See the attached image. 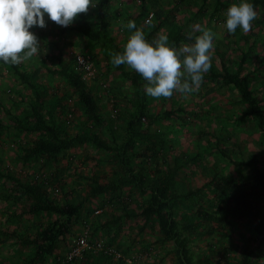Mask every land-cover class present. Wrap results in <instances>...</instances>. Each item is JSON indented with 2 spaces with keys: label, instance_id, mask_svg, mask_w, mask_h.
I'll return each instance as SVG.
<instances>
[{
  "label": "rangeland",
  "instance_id": "374dc122",
  "mask_svg": "<svg viewBox=\"0 0 264 264\" xmlns=\"http://www.w3.org/2000/svg\"><path fill=\"white\" fill-rule=\"evenodd\" d=\"M100 1L92 0L94 6L88 11L90 23L95 28L99 26ZM221 1L228 7L238 2ZM215 2L145 0L144 8L142 0H112L108 30L122 50L131 32L135 31L127 28L128 20L135 21L146 39L155 32L156 39L166 35L168 43L179 33L195 40L201 34L200 28H209L215 33L211 67L197 91L185 95L174 90L171 97L156 98L145 93L146 83L142 85L152 116L181 110L178 114L182 117L161 120L147 129L150 135L164 138L163 158L147 156V141L143 140L132 151V162L136 171L154 178L155 167H166L163 159L167 158L169 163L176 157L188 159L190 163L178 175L177 188L190 196L176 209L175 215L182 233L189 238L194 264H238L244 241L254 235L253 227L244 220L217 226L204 221L199 212L217 208L216 180L226 189L232 182L253 181L247 166L233 165L222 151L236 161L257 157L264 169V135L247 114L239 92L233 86L223 85L220 79L210 78V73L220 72L223 63L230 71H236L245 55L243 74H249L251 89L264 109V15L261 9H256V18L248 32L241 31L238 26L234 33H228L224 24L227 8L217 10ZM45 19V27L30 29L40 43L38 53L19 64L42 90L49 122L60 125L70 136L89 129L96 131L68 81L49 74L44 67V64L57 67L58 55L62 53L82 74L99 102L105 120L102 132L111 141L115 138L121 142L135 112L136 90L111 63L107 49L71 29L75 19L68 27L57 25L47 15ZM194 42L183 41L177 49ZM124 68L133 70L126 64ZM32 101L31 88L0 63V171L11 173L23 183L41 184L60 204L83 202L70 232L60 237L56 251L45 264H179L175 244L163 242L157 224L151 222L144 226V219L138 216L149 195L130 187L89 197L92 184L113 179L117 166L112 152L85 144L57 158L27 163L20 160L22 148L33 143L39 134L15 130L8 113L23 117L30 112ZM147 123L148 120L143 119V132ZM28 204L26 197H20L13 181L0 178V264L25 262L35 249L39 231L61 218L54 213H26ZM186 224L193 226L191 233L184 231ZM82 237L87 239L89 246L78 245ZM100 242L114 251L113 257L105 258L100 254L102 250L93 247ZM258 264H264V245Z\"/></svg>",
  "mask_w": 264,
  "mask_h": 264
},
{
  "label": "trees",
  "instance_id": "16d2710c",
  "mask_svg": "<svg viewBox=\"0 0 264 264\" xmlns=\"http://www.w3.org/2000/svg\"><path fill=\"white\" fill-rule=\"evenodd\" d=\"M111 1L101 0L99 2L97 13L99 26L97 28L90 23L88 16L90 7L86 13L77 14L75 26L71 28L82 33L102 48L107 49L110 57L113 53H122L123 51L108 30L111 21L109 12ZM252 3L255 10L261 9L264 15V0H252ZM142 4L145 8V0H142ZM227 7L221 0H216L215 8L217 10ZM153 39H156L155 32L147 37L149 41ZM183 41L194 42L195 40L179 33L172 37L169 44L177 48ZM245 61L246 56L244 55L234 72L230 71L223 63L221 71L211 72L210 78L220 79L223 85L233 86L239 92L241 101L247 108V114L255 120L259 130L264 135V109L261 101L251 89L249 74H243ZM0 63L18 76L23 83L27 84L33 93L30 112L23 117L8 113L15 130L21 133L39 134V137L33 143L22 148L19 155L20 160L27 163L35 159L57 158L65 152L85 144H92L100 149L112 152L117 166L113 179L108 182L101 183L97 181L92 184L89 197L111 194L130 187L138 189L142 194L149 195L147 204L138 214L144 219V226L151 222L156 223L163 235L162 241H172L175 244L179 264H194L188 247L189 238L182 233L181 223L175 215L176 209L190 196V194L180 193L177 188L178 175L190 163L189 160H180L179 157H176L172 163H169L167 158L163 159L166 167L163 169L160 166L155 167L156 176L154 178L147 177L141 171H136L132 162V151L137 143L143 140L147 141V156L156 159L163 158L161 152L165 144L164 138L160 135H150L147 129L161 120L181 119L182 116L178 114L181 110L165 111L161 115L152 116L148 109L146 96L141 90L142 85L146 83L145 79L135 70H126L124 64L116 66L136 90L133 100L135 112L127 124L125 138L121 142L115 138L111 141L102 132L105 120L99 102L83 79L82 74L71 61L66 60L63 54L59 53L57 67H51L47 64H44V67L49 74L64 77L68 81L77 94L88 119L96 129V131L89 129L70 136L60 125L49 122L45 114L44 94L39 86L31 80L30 75L22 70L21 65L19 63L5 64L2 61ZM143 119L148 120L145 132L142 131ZM1 131L2 128L0 127V136ZM221 154L235 166H247L253 174V181L240 180L232 182L226 189L219 180H216V187L219 192L216 202L217 208L214 211L199 212V215L204 221L217 226L228 225L240 220L250 223L254 235L244 241L238 264H258L261 249L264 245V169L260 167V159L257 157L250 160L236 161L229 158L224 151ZM0 178L13 181L18 188L20 197L28 199L29 204L26 213L32 215L54 213L61 217L50 222L39 231L37 240L34 242L35 249L33 253L25 262L21 263L45 264L47 259L56 251L60 237H65L70 232L73 220L80 213L83 202L60 204L50 196L41 184L23 183L11 173H3L2 171H0ZM127 215L130 216L128 213ZM183 229L184 231L190 230L191 233L193 226L186 224ZM105 247L108 246L105 245ZM100 254L105 258L113 257V254H107L103 250L100 251Z\"/></svg>",
  "mask_w": 264,
  "mask_h": 264
},
{
  "label": "clouds",
  "instance_id": "9594fccd",
  "mask_svg": "<svg viewBox=\"0 0 264 264\" xmlns=\"http://www.w3.org/2000/svg\"><path fill=\"white\" fill-rule=\"evenodd\" d=\"M92 0H0V61L17 64L38 53L40 43L32 29L46 26L45 16L57 25L70 26L78 13H86ZM252 0H238L225 10V27L234 33L239 26L248 32L256 18ZM131 32L122 53H113L114 66L128 65L145 79V93L151 97H171L174 90L182 94L197 91L204 74L211 67V50L215 33L200 28L195 42L179 49L162 35L149 41L134 20L127 21ZM184 77L183 82L181 78Z\"/></svg>",
  "mask_w": 264,
  "mask_h": 264
},
{
  "label": "built area",
  "instance_id": "2783aa9c",
  "mask_svg": "<svg viewBox=\"0 0 264 264\" xmlns=\"http://www.w3.org/2000/svg\"><path fill=\"white\" fill-rule=\"evenodd\" d=\"M79 60L81 61V63L84 62V60L82 59L81 56H79ZM78 245H79V246H82V247H87V246H89V244H88V242H87V240H86L85 237H82V238L79 240ZM93 247H95V248L98 249V250H103V251H104L105 253H107V254H113V253H114V251H113L111 248H105L101 243H98L97 245H94ZM79 252H80V250H78V251L76 252V255H78Z\"/></svg>",
  "mask_w": 264,
  "mask_h": 264
}]
</instances>
